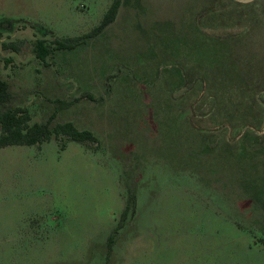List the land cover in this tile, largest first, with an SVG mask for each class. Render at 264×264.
<instances>
[{
  "label": "rangeland",
  "instance_id": "rangeland-1",
  "mask_svg": "<svg viewBox=\"0 0 264 264\" xmlns=\"http://www.w3.org/2000/svg\"><path fill=\"white\" fill-rule=\"evenodd\" d=\"M115 1L0 0L10 105L97 136L0 149V264H264V0H121L36 57Z\"/></svg>",
  "mask_w": 264,
  "mask_h": 264
},
{
  "label": "trees",
  "instance_id": "trees-1",
  "mask_svg": "<svg viewBox=\"0 0 264 264\" xmlns=\"http://www.w3.org/2000/svg\"><path fill=\"white\" fill-rule=\"evenodd\" d=\"M214 1L218 3V0ZM120 6L121 0H116L106 13L100 26L87 36L64 39L56 38L52 43L47 42L44 38L37 39L34 44L36 57L46 62L47 58L54 51L74 49L85 41V37L91 38L97 36L115 20ZM8 45L4 43V46ZM241 97H247L254 109L261 107L262 103L257 98V94L254 97H250L247 92H244ZM12 99L13 95L9 83L0 76V149L9 145L37 144L53 136L59 138L61 135L80 142L97 141V136L93 131L90 129H80L72 121L57 122L54 125H51L49 121L31 123V114L28 109L21 106H11ZM229 119L231 120V118ZM247 126L256 125L248 123ZM252 130V128H249V133H252ZM132 206V202L129 201L124 209L123 216L129 214Z\"/></svg>",
  "mask_w": 264,
  "mask_h": 264
},
{
  "label": "water",
  "instance_id": "water-1",
  "mask_svg": "<svg viewBox=\"0 0 264 264\" xmlns=\"http://www.w3.org/2000/svg\"><path fill=\"white\" fill-rule=\"evenodd\" d=\"M238 1H242V2H250V1H253V0H238Z\"/></svg>",
  "mask_w": 264,
  "mask_h": 264
},
{
  "label": "crops",
  "instance_id": "crops-1",
  "mask_svg": "<svg viewBox=\"0 0 264 264\" xmlns=\"http://www.w3.org/2000/svg\"><path fill=\"white\" fill-rule=\"evenodd\" d=\"M236 1H238V0H236ZM238 2H240V3H248V2H242V1H238ZM251 2V1H250Z\"/></svg>",
  "mask_w": 264,
  "mask_h": 264
}]
</instances>
